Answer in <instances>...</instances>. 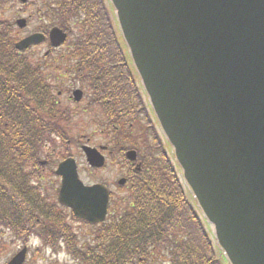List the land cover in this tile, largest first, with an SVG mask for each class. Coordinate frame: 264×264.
I'll return each instance as SVG.
<instances>
[{"label":"water","instance_id":"obj_1","mask_svg":"<svg viewBox=\"0 0 264 264\" xmlns=\"http://www.w3.org/2000/svg\"><path fill=\"white\" fill-rule=\"evenodd\" d=\"M110 2L160 128L220 249L229 264H264V0ZM17 25L24 29L27 21ZM49 38L59 47L67 34L54 28ZM45 40L33 34L16 49ZM82 96L74 94L76 101ZM83 151L92 168L104 167L99 150ZM136 156L127 153L131 161ZM57 174L61 204L78 219L105 221V186H86L72 158ZM27 252L8 264H24Z\"/></svg>","mask_w":264,"mask_h":264},{"label":"trees","instance_id":"obj_2","mask_svg":"<svg viewBox=\"0 0 264 264\" xmlns=\"http://www.w3.org/2000/svg\"><path fill=\"white\" fill-rule=\"evenodd\" d=\"M53 1L52 10L44 6L38 13L51 27L74 36L66 53L58 55L60 69L88 84L91 98L79 111L63 107L48 75L26 55H18L13 25L0 21L5 30L0 39L6 41V52L0 48V69L13 84L0 87V238L10 235L26 244L38 235L43 251L66 252L79 264H229L162 148L163 157L155 158L149 149L139 156L141 171L133 166L128 196L114 202L115 212L91 226L86 237L75 234L43 194L32 171L47 147L54 150L59 140L64 148L73 142L67 141L74 117L88 115L124 157L142 115L148 116L105 0ZM10 5V0H0V8ZM45 29L41 31L47 34L49 27ZM99 109L103 119L95 116Z\"/></svg>","mask_w":264,"mask_h":264},{"label":"rangeland","instance_id":"obj_3","mask_svg":"<svg viewBox=\"0 0 264 264\" xmlns=\"http://www.w3.org/2000/svg\"><path fill=\"white\" fill-rule=\"evenodd\" d=\"M12 4L11 6H7L5 8H2L0 10V15L3 16L6 19V22H13L14 18H25L28 20V27L24 30H21L19 28H14V31L12 32V36L14 39H20L27 35L33 34L41 27H45L47 25L46 20H43V18H40L41 13L37 14L36 10L37 7L39 9L43 10L42 5L50 6L54 2H48L47 0H29L31 4L22 5L20 0H11ZM46 2V3H45ZM74 37V36H73ZM48 44H44L41 46H36L32 49H30L29 52H27L26 56L29 58L31 63L37 64L45 62L50 63L49 66H55L54 60H57L56 56H50L46 58L45 54L48 51ZM58 61H56L57 63ZM55 71V70H52ZM49 77L56 76L58 77L59 83H64L67 85V81L61 77L60 72H48ZM70 87L72 89H78L82 88L84 91L87 89V86L85 88L78 85V82L71 80L70 81ZM86 93V92H85ZM87 94V93H86ZM70 106L73 109L74 108L72 104ZM97 116V114H95ZM98 119H101V117H98ZM154 123V122H153ZM144 126V123H143ZM70 134L71 138L73 140V143L68 146V148L63 150L60 145H58V148H56L55 157L51 155V158L53 160V163L60 162L62 159V156H66L68 154H71L76 159L78 166H79V173L81 179L86 183L87 185H93V184H106L111 189L112 192L115 193L116 202L120 200L121 198H125L128 196L126 193V188H119L117 186L118 181L121 180V178H128L129 174L127 169L124 168L123 165H120L122 158H118V156H111L108 155V152L104 153L106 155L108 161L107 168L95 172L93 171L89 165L87 164L86 157L84 156L83 152L80 150L78 143L75 144V141L82 140L83 144H91V146L94 147H101L100 145L108 146L109 148H112L115 144L111 143L102 133L101 130L94 127V124L90 121L89 116L85 115H79L72 119L70 123ZM145 127V126H144ZM139 130H136L135 138L133 139L134 142L139 141ZM81 138V139H80ZM140 144V142H136ZM129 146H133V143H130ZM139 150H141L140 145H138ZM166 150L169 152V147L166 146ZM112 151V150H111ZM44 186L46 188L52 187L54 184H56L55 178H51L49 175L46 176V178L43 180ZM187 197V196H186ZM188 198V197H187ZM73 227V232L77 234L79 237H86L87 235H90L91 228L88 226H85L83 224H78L77 222L71 223ZM30 253L28 256V260L26 264H79L78 262L72 261L70 257L67 256V254H56L54 256L51 254L50 250H44L42 248V243L40 241L36 240H28L27 244ZM23 247V242L13 240V238L9 235L4 238H0V264H6L19 250H21Z\"/></svg>","mask_w":264,"mask_h":264},{"label":"flooded vegetation","instance_id":"obj_4","mask_svg":"<svg viewBox=\"0 0 264 264\" xmlns=\"http://www.w3.org/2000/svg\"><path fill=\"white\" fill-rule=\"evenodd\" d=\"M0 62H1V61H0ZM3 85H4V86H6V85H7V86H8V85L11 86V84H7L5 81H2L1 78H0V87H2ZM18 105H20V107H21V102H18ZM150 127H152V126L150 125ZM45 163L48 164V163H50V161H49V160H46ZM64 211H66V210L64 209ZM66 212H67V213H70V210H67Z\"/></svg>","mask_w":264,"mask_h":264}]
</instances>
